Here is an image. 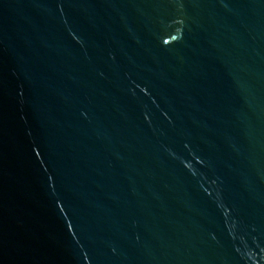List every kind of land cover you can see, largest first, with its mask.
<instances>
[{"label": "water", "instance_id": "1", "mask_svg": "<svg viewBox=\"0 0 264 264\" xmlns=\"http://www.w3.org/2000/svg\"><path fill=\"white\" fill-rule=\"evenodd\" d=\"M0 264H264V0H0Z\"/></svg>", "mask_w": 264, "mask_h": 264}]
</instances>
